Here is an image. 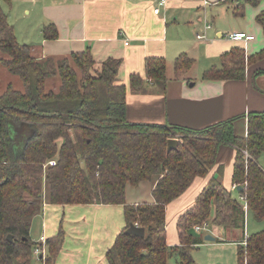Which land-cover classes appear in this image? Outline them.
I'll list each match as a JSON object with an SVG mask.
<instances>
[{"label":"trees","instance_id":"1","mask_svg":"<svg viewBox=\"0 0 264 264\" xmlns=\"http://www.w3.org/2000/svg\"><path fill=\"white\" fill-rule=\"evenodd\" d=\"M262 1L244 0L253 7ZM256 23L264 34V11ZM43 34L46 40L58 38L53 24L44 27ZM0 51L3 66L23 83L22 91L8 86L0 92V264H35L31 229L44 211L45 182L54 206H122L126 225L106 252L107 264H168L172 257L179 264H196L193 252L204 242L194 228L210 221L220 228H237L239 223L245 228L242 195L249 214L264 221V112L248 115L246 137L235 133L236 119L203 130L132 124L127 118V87L118 80L120 59L109 58L97 68L86 50L70 58L39 61L29 45L18 42L1 5ZM263 59L264 49L247 57L244 49L235 48L203 79L243 81L246 65ZM193 65L191 58L181 55L174 63V77H183ZM145 74L146 79L130 76L133 91L144 92L147 80L165 90L169 80L164 58H147ZM49 79L60 80L57 91L47 87ZM172 138L179 145L168 152ZM223 145L238 151L232 177L235 193L211 180L177 221L180 245L169 246L167 206L196 178L209 175ZM154 178L153 203H126L128 185ZM131 224L144 228L145 237L126 235ZM64 240L60 227L46 240L39 264H56ZM244 261L264 264V231L249 235L247 248L239 249L238 264Z\"/></svg>","mask_w":264,"mask_h":264},{"label":"crops","instance_id":"2","mask_svg":"<svg viewBox=\"0 0 264 264\" xmlns=\"http://www.w3.org/2000/svg\"><path fill=\"white\" fill-rule=\"evenodd\" d=\"M159 2L160 0H10L8 3L0 0V5L14 28L17 40L18 34L10 20H16L19 12L25 18L35 15V20L40 23L39 41L36 45L33 41L26 45L31 47L32 55L39 61L47 58H70L71 54L86 50L91 51L97 68L109 58L120 59L122 66L118 80L127 87V118L130 123L167 124L170 127L203 130L236 119L235 133L246 137L248 115L264 112V59L246 65V78L243 81L204 80L203 75L212 68H220L221 56L235 48L244 49L247 57L264 49V34L256 23V16L264 11V0L257 7L246 4L244 0H211L212 3L207 8L203 7L201 0H166L160 13L155 14L154 10L160 7ZM223 5L225 6L212 13L213 6ZM208 14L211 15V22ZM202 15L212 28L205 30V26L202 27ZM222 18H226V23H219ZM52 24L57 28L58 38L50 41L44 38L43 29ZM185 27L189 30L182 35V28ZM224 27L229 28L224 30ZM198 32L205 34L204 40L197 39ZM234 32L252 35L254 40L236 42L226 37V34ZM26 36L31 38L30 33ZM183 54L194 61L193 67L179 79L174 77V71L168 76L169 62H172L173 69L176 59ZM150 57L166 60L169 81L163 91L147 80L146 90L136 93L130 87V76L139 74L146 79L145 61ZM1 59L3 58L0 57ZM237 153L233 146H221L216 164L209 175L196 178L180 198L167 206L166 230L169 246L180 245L177 221L194 205L211 180H217L228 191L235 192L232 177ZM262 165L264 167L263 163ZM156 183L157 178H154L138 186L128 185L126 203H153L152 192ZM60 209L67 211V224L74 228L67 233L68 242L66 238L56 264H107L106 252L126 225L122 206H54L50 204L49 187L45 182L42 215L44 228L47 233L50 232L49 236L58 232L57 224L51 223L49 218L52 213L50 210H54L56 217ZM250 216L253 217L250 214L248 218ZM245 228L242 224L237 228H215L212 234L216 238L214 242L232 247L231 251L238 258L239 249L245 248ZM250 228L252 232L248 228V235L264 231L254 222ZM77 234L79 237H73ZM31 237L33 238L32 234Z\"/></svg>","mask_w":264,"mask_h":264},{"label":"rangeland","instance_id":"3","mask_svg":"<svg viewBox=\"0 0 264 264\" xmlns=\"http://www.w3.org/2000/svg\"><path fill=\"white\" fill-rule=\"evenodd\" d=\"M224 6L225 5L220 6V7L213 6V9H211L212 7L210 9L213 13V10L221 9ZM230 11H231V9H230ZM231 12H229V13H231ZM19 14L15 18L16 20H13V21L10 20L11 23L15 26V30L18 34V41L21 44H29L30 43L29 41H33L35 43L34 45H36L39 41L38 37H39V33H40V23L35 20V15L31 18H25V16L23 17V15H21L20 12H19ZM208 17H209V19H208L209 22H211V20H210L211 15H209ZM201 19H202L201 25H202V27H204L205 21H206V19L204 18V15H202ZM222 22L226 23V18H222L219 20L220 24H222ZM227 28H229V27H224V30H226ZM187 30H189V28L188 29H186V27L182 28V35L187 34L186 33ZM227 32H228V30L225 31V33H227ZM28 33H30L31 38H28L26 36V34H28ZM0 57L4 58V55L1 53V51H0ZM172 67H173L172 62H169L168 76H171L173 71H174V68L171 69ZM121 79H123V78L121 77ZM59 84H60L59 79H49L47 82V87L49 89H52L53 91H57L59 88ZM8 86H12L16 90H20V91L23 90V83L19 79V77L12 75L1 63L0 64V92H4L8 88ZM130 91H131V89H130ZM12 126H14V125H12ZM15 136H18V134ZM262 163L264 164V160L262 161ZM235 196L237 197V195H235ZM62 210L61 209L59 210V215L56 217H54V210H50V212H52V213H50L49 218H51V223L53 222L55 225L57 224L58 230L61 227L62 231L65 233V239H66L67 233L72 232L73 231L72 229L74 228V226H69L67 224L68 223L67 211L63 210V212H64V214H63ZM45 211H46V208H45ZM46 214L47 213L45 212V215ZM248 214H249V212L247 211V214H246L247 229L249 228V230L252 232V229L250 227L253 226V222L255 225H258L261 229H264V221L262 223H258L257 221L254 220L253 217L250 216V218H248V216L250 215V214L249 215ZM43 218H44L43 215H40V216L36 217V219L34 220L32 230H31V234L33 236L32 239L35 242L39 241L41 235L45 236L47 239L54 236V235L49 236L50 232H48V233L46 232V228H44L45 224H44ZM49 223H50V221H49ZM208 224H209V227L203 229L202 232H200V233H197L195 230H193L195 235L200 236L204 242L203 245L197 246V248L193 252V259H194L195 263L196 264H237L238 258H237L236 253L231 251L232 247L225 245L223 243L209 242V241L205 240V236L212 235L215 232V228H220V227L214 226L211 222ZM240 224L241 223H239V225ZM79 229L83 230L82 228H77V230H79ZM254 229H253V231H254ZM249 230H248V232H249ZM73 237H79V234H77ZM78 239H80V238H78ZM66 240L65 241L68 242V238ZM80 240H82V239H80ZM78 246L80 247V244ZM34 258H35L34 263L39 264L36 257H34ZM68 264H70V263H68ZM75 264H76V262H75ZM78 264H80V263H78ZM168 264H179L178 258L177 257L170 258Z\"/></svg>","mask_w":264,"mask_h":264},{"label":"built area","instance_id":"4","mask_svg":"<svg viewBox=\"0 0 264 264\" xmlns=\"http://www.w3.org/2000/svg\"><path fill=\"white\" fill-rule=\"evenodd\" d=\"M202 5L204 8H207L209 5H211V0H201ZM166 4V0H160L159 5L160 7L156 8L154 10L155 14H159L161 11V6H164ZM212 28L211 24H208V22H205V30ZM196 37L198 40H204L205 39V34L198 32L196 34ZM226 37L229 38L230 40L236 41V42H249L254 40V36L252 35H248L244 32H234V33H230V34H226ZM246 156H248V153L245 152ZM49 165H55V160H52L49 162ZM246 186V185H245ZM237 189V185L233 186V190L236 191ZM240 200L244 205V210L247 214L248 211V204L246 203V196L242 195L240 196ZM246 224V228H245V234H244V241H243V245L245 247V249L247 248L248 245V240H249V235H248V231H247V221H245ZM209 224L208 222L204 223L202 226H197L194 228V230L197 233L202 232L203 229L208 228ZM46 240L47 238L45 236H41L39 241L36 242V247L34 249V256L36 257L37 260H40V258H43L46 254ZM244 264H247V261H244Z\"/></svg>","mask_w":264,"mask_h":264},{"label":"water","instance_id":"5","mask_svg":"<svg viewBox=\"0 0 264 264\" xmlns=\"http://www.w3.org/2000/svg\"><path fill=\"white\" fill-rule=\"evenodd\" d=\"M178 145H179V141L177 139H173V138L170 139L168 141L167 151L170 152L172 150L177 149ZM239 190H240V188H239ZM125 234L126 235H132V236H135L137 238H144L145 237V229L142 227H139L137 225L131 224L129 226V228L125 231ZM13 239L14 238L12 235H9L7 237V240L11 243H13ZM205 240L209 241V242H214L216 240V238L212 235H207V236H205ZM143 254H145V253H143Z\"/></svg>","mask_w":264,"mask_h":264}]
</instances>
